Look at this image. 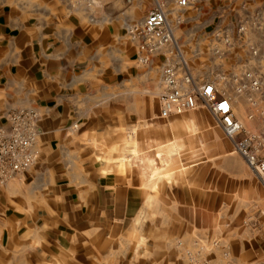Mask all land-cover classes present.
Returning a JSON list of instances; mask_svg holds the SVG:
<instances>
[{"label":"crops","instance_id":"crops-1","mask_svg":"<svg viewBox=\"0 0 264 264\" xmlns=\"http://www.w3.org/2000/svg\"><path fill=\"white\" fill-rule=\"evenodd\" d=\"M204 5L187 26L197 37L233 31L264 0ZM148 6L0 0V127L14 108L40 114L34 164L0 185V264H264V183L205 107L158 114L159 57L139 64L125 33ZM249 37L264 46V17ZM202 52L206 68L251 64L243 46ZM246 110L240 96L235 115L252 125ZM135 154L171 167L141 171ZM197 238L218 243L194 262Z\"/></svg>","mask_w":264,"mask_h":264},{"label":"built area","instance_id":"built-area-1","mask_svg":"<svg viewBox=\"0 0 264 264\" xmlns=\"http://www.w3.org/2000/svg\"><path fill=\"white\" fill-rule=\"evenodd\" d=\"M131 4L134 0H123ZM149 6L143 17L125 25V33L132 43L137 62L146 65L159 57L158 114L168 117L201 105L230 140L233 150L247 167L264 183V46L249 35L261 29L264 9L254 10L240 19L233 31L216 26L203 35L204 44L195 40L189 51L198 55L206 51L211 58H221L235 46H243L251 64L238 72L225 71L217 64L201 71L189 65L190 57L177 37V29L189 16V10L200 11L202 0H144ZM189 15V14H188ZM203 47L200 51L199 47ZM261 46V47H260ZM240 96L247 102L246 125L234 112ZM40 114L31 107L14 108L6 114V126L0 127V185L6 184L19 172L34 164L39 134ZM218 241L194 239L185 256L198 262L204 250H212Z\"/></svg>","mask_w":264,"mask_h":264},{"label":"rangeland","instance_id":"rangeland-1","mask_svg":"<svg viewBox=\"0 0 264 264\" xmlns=\"http://www.w3.org/2000/svg\"><path fill=\"white\" fill-rule=\"evenodd\" d=\"M207 0H202L201 2H200V6H201V9H200V11H196V10H192V11H190L189 12V14L190 15H184L185 17L186 16H189V19L187 20H185L182 24H180V26H179V29H177V37H178V40H179V43L181 44V47H182V49L185 51V52H187L188 53V55H189V57H190V60H189V65L191 66V68H193V70H197V71H201V70H203V69H206V64H204V61H205V59L201 56V55H203V52H201L200 54H198V55H195V56H193V55H190V53H189V51H190V48L192 47V44H193V42L195 41V40H197V42H199V43H202V44H204L203 42H204V40L202 39L203 37V35H201V36H199V37H197V36H194L193 34H192V30L190 31L188 28H187V26L191 23H193V22H196L197 24L201 21V15H198L197 13L199 12V13H202V11L201 10H203L204 9V3L206 2ZM139 13V11H138V9H135L133 12H131V14H132V16H136L137 14ZM197 17V18H196ZM191 18H195L194 20H190ZM203 23V22H202ZM202 23H200V25L202 26L203 24ZM199 29H201V30H203V28L202 27H200ZM205 32H203V34H204ZM202 44H201V46H202ZM138 148V146H137V144L134 142V147H133V153H135L136 152V150H138L137 149ZM169 150L170 149H164V155H163V157L165 156H167V154L169 153ZM154 153H158V151H156V152H154ZM135 158H133L132 160H131V162L133 163V164H136L137 166L138 165H140V167H141V171H143L144 169L143 168H151L152 170H159V168L161 169L162 167H164L163 168V173H165L166 172V170H167V168L169 169L170 167H171V163H170V161L169 160H167L166 161V159H163V158H158L156 161H148L147 162V164L148 165H146V163H145V161H141L139 158H138V156H137V154H135ZM142 162V163H141ZM146 166V167H145ZM160 166V167H159ZM153 167V168H152ZM154 167H158V168H154Z\"/></svg>","mask_w":264,"mask_h":264}]
</instances>
